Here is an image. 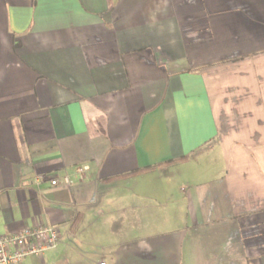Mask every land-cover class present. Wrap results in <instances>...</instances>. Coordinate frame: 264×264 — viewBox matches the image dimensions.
Instances as JSON below:
<instances>
[{
  "label": "crops",
  "instance_id": "0c3cea01",
  "mask_svg": "<svg viewBox=\"0 0 264 264\" xmlns=\"http://www.w3.org/2000/svg\"><path fill=\"white\" fill-rule=\"evenodd\" d=\"M46 226L20 264H264V0H0V236Z\"/></svg>",
  "mask_w": 264,
  "mask_h": 264
},
{
  "label": "built area",
  "instance_id": "2783aa9c",
  "mask_svg": "<svg viewBox=\"0 0 264 264\" xmlns=\"http://www.w3.org/2000/svg\"><path fill=\"white\" fill-rule=\"evenodd\" d=\"M63 183L69 184L68 178H64ZM51 184L55 185L57 181ZM59 239L58 230L47 226L0 236V264H20L28 256H40L44 251L55 248Z\"/></svg>",
  "mask_w": 264,
  "mask_h": 264
}]
</instances>
